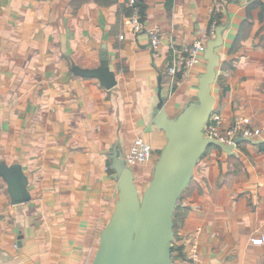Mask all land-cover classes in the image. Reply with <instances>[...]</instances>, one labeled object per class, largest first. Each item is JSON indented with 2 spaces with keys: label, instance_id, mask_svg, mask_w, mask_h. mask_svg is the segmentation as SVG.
<instances>
[{
  "label": "crops",
  "instance_id": "obj_1",
  "mask_svg": "<svg viewBox=\"0 0 264 264\" xmlns=\"http://www.w3.org/2000/svg\"><path fill=\"white\" fill-rule=\"evenodd\" d=\"M137 1L146 27L160 29L157 50L127 23L129 0H0V166L20 165L31 195L13 204L0 175V264L92 263L119 195L113 151L125 156L138 137L153 146L154 159L133 170L144 189L166 142L153 118L159 79L176 117L197 98L207 63L173 88L168 68L215 22L225 30L214 111L228 122L247 116L264 134V2ZM103 51L111 89L74 72L99 67ZM176 222L178 240L201 228L198 264H264V244L251 243L264 235V136L233 153L209 147ZM172 263L187 264L184 254Z\"/></svg>",
  "mask_w": 264,
  "mask_h": 264
},
{
  "label": "water",
  "instance_id": "obj_2",
  "mask_svg": "<svg viewBox=\"0 0 264 264\" xmlns=\"http://www.w3.org/2000/svg\"><path fill=\"white\" fill-rule=\"evenodd\" d=\"M224 30V26H216L215 36L207 41L206 71L199 76L197 98L176 117L166 112L159 79V102L153 118L154 124L164 132L166 142L154 165L152 178L143 190L139 189L123 153L113 151L112 168L118 180L119 195L91 264H172L175 213L198 162L211 146H218L227 153H233L235 148L205 135V127L215 109L212 86L221 66L217 49L224 44ZM74 72L82 77L97 78L107 89L117 85L105 51L99 67H75ZM241 140L246 139H237L236 143ZM0 175L7 182L13 204L30 201L28 177L20 165H2Z\"/></svg>",
  "mask_w": 264,
  "mask_h": 264
},
{
  "label": "built area",
  "instance_id": "obj_3",
  "mask_svg": "<svg viewBox=\"0 0 264 264\" xmlns=\"http://www.w3.org/2000/svg\"><path fill=\"white\" fill-rule=\"evenodd\" d=\"M250 2H264V0H248ZM130 14L127 17V23L131 26L134 34L146 33L149 37L151 47L154 50L159 49L161 45L160 29L158 27H146L141 9L137 0H129ZM215 8L212 12H216ZM216 24L214 23L207 35L203 39L197 40L189 48L184 49V55L174 57L172 65L168 68L170 76V85L172 88L180 83L182 77L188 70L203 58L207 41L215 36ZM181 75V78L178 76ZM205 135L215 139L228 146H237V139H259L264 136L263 132L255 129L251 124V119L247 116L239 115L228 122L221 113L213 112L208 124L205 127ZM155 151L153 146L142 137L135 139L129 151L124 158L127 166L133 170L151 162L154 159ZM201 228L184 236L181 240L174 237L172 256L184 254V260L187 264H198L200 259L199 237ZM253 245L264 244V235L251 238ZM179 247L180 250H178ZM173 264V263H172Z\"/></svg>",
  "mask_w": 264,
  "mask_h": 264
},
{
  "label": "trees",
  "instance_id": "obj_4",
  "mask_svg": "<svg viewBox=\"0 0 264 264\" xmlns=\"http://www.w3.org/2000/svg\"><path fill=\"white\" fill-rule=\"evenodd\" d=\"M97 2H100V3H102V4H112V3H115L117 0H96ZM169 2H173V0H169ZM138 5H139V7H140V9H141V12H142V6H140V3L138 2ZM129 14H130V9H129V12H128ZM143 12H142V17H143ZM214 24V23H213ZM215 24H216V26H217V24L218 23H216L215 22ZM178 78H181V75H179L178 76ZM179 205V204H178ZM176 213H177V210H176ZM176 213H175V217H174V221H175V226H174V231L176 232V227H177V225H176Z\"/></svg>",
  "mask_w": 264,
  "mask_h": 264
},
{
  "label": "rangeland",
  "instance_id": "obj_5",
  "mask_svg": "<svg viewBox=\"0 0 264 264\" xmlns=\"http://www.w3.org/2000/svg\"><path fill=\"white\" fill-rule=\"evenodd\" d=\"M159 154H160V153H159ZM158 157H159V155H158ZM157 159H158V158H157ZM148 184H149V182H148ZM148 184H147V185H148ZM137 185H138V184H137ZM138 186H139V185H138ZM140 188H141V187H140ZM140 190H143V189L141 188Z\"/></svg>",
  "mask_w": 264,
  "mask_h": 264
}]
</instances>
